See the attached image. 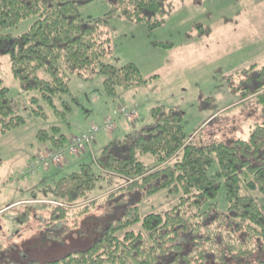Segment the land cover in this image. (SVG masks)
<instances>
[{
  "label": "rangeland",
  "instance_id": "1",
  "mask_svg": "<svg viewBox=\"0 0 264 264\" xmlns=\"http://www.w3.org/2000/svg\"><path fill=\"white\" fill-rule=\"evenodd\" d=\"M79 2L83 21H103L100 31L109 43L102 62L115 67L134 64L144 83L118 90L114 98L107 97L97 65L87 76L70 77L68 94L56 97L52 107L39 93L20 90L11 75L9 56L0 52V81L24 121L22 126L0 134V264H43L85 250L111 220L140 198V194L131 197L126 193L114 200L102 199L109 188L102 181L89 196L91 200L101 198L95 208L81 218L73 217L79 207L70 208L66 218L60 220L55 219L60 212L56 211L58 204L51 189L82 164H91L100 173L92 163L94 159L107 145L151 125L154 107L181 114L186 136L199 147L216 141L230 144L247 140L252 125L263 120L255 99L241 102L237 90L247 76L253 81V65H264V0H162L160 15L155 18L158 25L152 29L145 22L113 15L117 0ZM34 21L33 17L22 20L8 34L17 37ZM31 99L36 100L33 108L42 109L44 118L32 113ZM122 107L136 111L133 123L119 113ZM107 118L116 127L113 133L103 130ZM92 126L100 131L91 148L86 147L84 153L61 167L51 166L28 176L26 169L32 158L52 149L50 143L38 140V134L51 135L55 127L68 138L85 134ZM215 169L209 171L212 178ZM113 182L118 188L124 184L117 177ZM243 193L264 210L261 195ZM176 202L177 197L160 191L140 201V218L163 214ZM216 203L225 209L222 184ZM254 260L255 256L230 264H250Z\"/></svg>",
  "mask_w": 264,
  "mask_h": 264
},
{
  "label": "trees",
  "instance_id": "2",
  "mask_svg": "<svg viewBox=\"0 0 264 264\" xmlns=\"http://www.w3.org/2000/svg\"><path fill=\"white\" fill-rule=\"evenodd\" d=\"M80 4L0 0V52L9 56L11 75L23 93L37 92L52 107L56 97L68 94L70 77L87 76L97 65L107 97L144 83L134 64L115 67L102 62L109 43L100 31L103 21H83ZM161 8L162 0H117L113 15L145 22L152 29ZM30 17L35 21L25 33L8 34ZM258 68H250L256 70L253 81L247 76L237 90L239 101L254 98L262 111V122L252 125L247 140L196 146L184 132L181 114L158 106L151 109V125L107 145L94 159L100 173L82 164L57 181L51 189L59 204L55 219H65L74 207L80 208L74 218L87 215L101 200L89 196L102 181L109 186L102 199L126 193L140 198L111 220L90 247L43 264H230L253 256L250 264H264V210L243 193L256 192L264 199V65ZM35 103L31 99L32 113L44 118L42 109L33 108ZM23 124L0 81V134ZM51 132H41L38 140L63 148L68 138L55 127ZM114 177L122 179L123 186L114 187ZM221 184L225 209L216 203ZM165 190L177 197L176 204L163 214L140 218V201Z\"/></svg>",
  "mask_w": 264,
  "mask_h": 264
},
{
  "label": "built area",
  "instance_id": "3",
  "mask_svg": "<svg viewBox=\"0 0 264 264\" xmlns=\"http://www.w3.org/2000/svg\"><path fill=\"white\" fill-rule=\"evenodd\" d=\"M119 112L126 121L132 122L135 120V110L128 111L125 107H122ZM103 130L110 133L115 130V125L111 119L107 118L105 120ZM99 131L98 128L92 126L87 133L72 137L64 149L58 151H40L29 165L28 174L34 175L38 169L47 170L51 166L62 164L67 157L79 155L86 147H90L93 144L95 136Z\"/></svg>",
  "mask_w": 264,
  "mask_h": 264
},
{
  "label": "crops",
  "instance_id": "4",
  "mask_svg": "<svg viewBox=\"0 0 264 264\" xmlns=\"http://www.w3.org/2000/svg\"><path fill=\"white\" fill-rule=\"evenodd\" d=\"M134 132H132V133H130V134H128V135H132ZM69 163H71V162H69Z\"/></svg>",
  "mask_w": 264,
  "mask_h": 264
}]
</instances>
